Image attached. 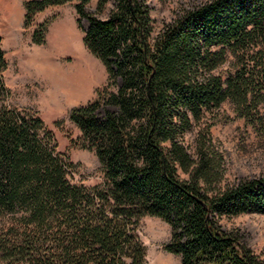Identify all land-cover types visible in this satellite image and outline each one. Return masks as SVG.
Segmentation results:
<instances>
[{"label": "trees", "instance_id": "obj_1", "mask_svg": "<svg viewBox=\"0 0 264 264\" xmlns=\"http://www.w3.org/2000/svg\"><path fill=\"white\" fill-rule=\"evenodd\" d=\"M91 1L25 0L24 26L45 43L52 18L36 16L69 2L78 26L89 22L83 42L108 83L70 120L99 159V184L74 183L43 118L11 103L0 34V264H146L147 215L171 226L164 249L181 264H264L221 224L264 213V176L223 184L205 122L230 102L264 132V0H208L158 31L150 0H97L90 12Z\"/></svg>", "mask_w": 264, "mask_h": 264}, {"label": "rangeland", "instance_id": "obj_2", "mask_svg": "<svg viewBox=\"0 0 264 264\" xmlns=\"http://www.w3.org/2000/svg\"><path fill=\"white\" fill-rule=\"evenodd\" d=\"M13 1L17 4L10 6L9 0H0V34L8 61L5 79L12 93L11 103L35 111L43 118L54 132L58 151L65 153L75 164L72 169L74 183L99 184L103 180L99 159L94 150L83 147L81 132L70 120V111L74 107L95 100L97 91L108 83L105 65L83 42L89 22L83 19L82 28L78 26L72 2L51 7L36 16V24L52 18L45 43L36 44L31 38L34 26H24L25 0ZM205 1L208 0H150L155 30L170 23L182 10ZM96 3L97 0H92L87 10L93 12ZM83 65H91L98 80L83 97L71 100L78 86L73 79L69 83L64 76L72 78ZM260 111L264 116V103L260 105ZM205 122L211 124L213 145L224 156L223 184L264 176V132L239 117L230 102L224 103L214 116L208 114ZM198 128L199 125L188 136L190 140ZM221 224L224 229L238 231L252 250L264 259V213L224 217ZM138 232L146 245V264H181L180 256L164 249L171 237L168 223L147 215L139 220Z\"/></svg>", "mask_w": 264, "mask_h": 264}, {"label": "bare ground", "instance_id": "obj_3", "mask_svg": "<svg viewBox=\"0 0 264 264\" xmlns=\"http://www.w3.org/2000/svg\"><path fill=\"white\" fill-rule=\"evenodd\" d=\"M64 79H67L68 81L70 80L69 83H71L73 79V81L77 84L75 85L78 87L77 89L75 87V93H73V96L70 98L71 100H75V99L83 97L84 94H86L89 87H91V85L94 84L98 80V76L94 68H92L91 65H87V66L81 67L80 69H77V71L75 72L72 78L65 75Z\"/></svg>", "mask_w": 264, "mask_h": 264}, {"label": "crops", "instance_id": "obj_4", "mask_svg": "<svg viewBox=\"0 0 264 264\" xmlns=\"http://www.w3.org/2000/svg\"><path fill=\"white\" fill-rule=\"evenodd\" d=\"M15 4H17V3H15L13 0H9V5L11 6V5H15Z\"/></svg>", "mask_w": 264, "mask_h": 264}]
</instances>
